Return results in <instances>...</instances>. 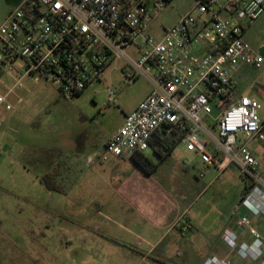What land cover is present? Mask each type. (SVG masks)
Here are the masks:
<instances>
[{"label":"built area","instance_id":"obj_1","mask_svg":"<svg viewBox=\"0 0 264 264\" xmlns=\"http://www.w3.org/2000/svg\"><path fill=\"white\" fill-rule=\"evenodd\" d=\"M172 0H23L0 26V112L25 81L45 82L66 98L79 96L121 60L125 81L144 77L150 91L125 117L98 156L132 159L155 136L179 137L198 159L199 178L234 167L247 185L242 213L223 240L237 258L264 264V121L259 102L240 95L234 77L258 70L263 58L244 34L264 14V0H194L190 11L154 34L155 19ZM114 104L116 91L108 89ZM188 224L182 226L187 233ZM203 264H233L209 257Z\"/></svg>","mask_w":264,"mask_h":264},{"label":"rangeland","instance_id":"obj_2","mask_svg":"<svg viewBox=\"0 0 264 264\" xmlns=\"http://www.w3.org/2000/svg\"><path fill=\"white\" fill-rule=\"evenodd\" d=\"M22 1L0 0V26ZM193 4L172 0L155 19L153 33L171 27ZM244 40L255 51L264 44V14ZM123 65L114 61L77 97L66 98L51 84L33 81L9 96L13 110L0 112V264H138L139 253L149 248L145 242L138 245L140 237L132 233L136 222L124 215L125 200L113 189L117 176L124 183L131 175L130 166L123 161L119 173H112L119 161L98 158L125 114L150 90L144 77L125 81ZM4 79L7 86L0 84V94L12 85ZM234 80L240 95L258 100L264 121V61L258 70L243 68ZM110 88L116 91L114 104L108 102ZM183 147L179 143L153 175L174 187L197 232L175 231L165 238L148 259L153 264H200L211 254L221 258L210 252L217 245L228 252L221 237L242 213L239 172L211 167L198 178L199 159ZM145 153L152 156L151 150ZM48 174H53L50 186L62 191L47 187ZM163 253L169 259L157 261Z\"/></svg>","mask_w":264,"mask_h":264},{"label":"crops","instance_id":"obj_3","mask_svg":"<svg viewBox=\"0 0 264 264\" xmlns=\"http://www.w3.org/2000/svg\"><path fill=\"white\" fill-rule=\"evenodd\" d=\"M249 69L254 70L251 68ZM148 93L149 92H147L142 97L139 103L145 98V96ZM138 104L134 106L129 112H127L124 117H126L129 113L135 110ZM150 150L152 152V156L151 157L149 156V158L156 162L158 159L154 154L153 147H151ZM183 151L185 153L191 154L194 157H196L193 153L187 152L184 147H183ZM172 153L170 154L169 157L172 156ZM145 154L146 153H144V155ZM129 161L130 162L127 161L124 162L127 163L126 166H130L127 167V169L129 168V170L127 171L129 172L131 170V175L129 177L126 176L124 183L123 181H120L119 179L120 177L117 176V178H115L116 183L113 185L114 186L113 189L115 190L114 193L120 199L125 200L126 207L123 209L124 215H126L128 219L133 218L134 221L136 222L134 224L136 226V228L134 226L136 232H132V233H134V235H136L137 237L138 236L140 237V241L138 245H140L142 242H145L149 246L147 250H143V252L139 253L141 260L138 264H142V263L153 264V262L151 260L149 261L148 259H151L153 257L152 255L153 252L157 250L159 246H161L165 238L169 236H175L176 234L175 231H180L181 233L182 226L187 223L190 224V229L187 233L197 232V227L196 224H193L191 219L186 218L184 216L185 211L182 212L181 210L180 198L178 194L174 192L173 190L174 187L169 185L166 186L158 177L153 175L155 172H157L161 164L158 166L155 172L147 173L137 164H135L132 159H130ZM121 164L124 163L119 162L118 165L114 167L116 168V170H113L112 173L115 172L119 173V170L117 169L121 168ZM172 179L173 178L171 177L170 181ZM167 180H169V178H167ZM184 217L186 218V221L182 222ZM254 223L258 227L257 230L262 235H264V221L256 218L253 219V224ZM234 225L235 224H233L230 229L234 228ZM221 238L222 241L224 242L223 235ZM210 253H217L221 256V259H228L233 264H248L245 261L239 260L235 255V253H232L229 250V248L227 252L224 249V247L222 248L221 245H217L216 247H214ZM163 254L165 255H161L162 257H158L156 258V260L164 262L165 260L169 259L166 253ZM209 257H217V256L211 254L210 256H207L205 259H203L200 262V264H203L204 261Z\"/></svg>","mask_w":264,"mask_h":264},{"label":"trees","instance_id":"obj_4","mask_svg":"<svg viewBox=\"0 0 264 264\" xmlns=\"http://www.w3.org/2000/svg\"><path fill=\"white\" fill-rule=\"evenodd\" d=\"M179 140H180L179 137L175 135H168L163 138L155 136L154 139L152 140L151 145L154 149V154L156 155L158 160L155 162L149 157L141 153H137L133 155L132 160L134 161L135 164H137L140 168H142L147 173L155 172L158 166L161 163H163L170 156L173 149L177 147V145L179 144ZM52 175L53 174L46 175L45 178L43 179V182L47 185L48 188L52 190H57L59 192L62 191L60 187L53 188L48 183ZM243 184H244V189L242 192L241 201L244 197L245 189H247V185L244 181H243Z\"/></svg>","mask_w":264,"mask_h":264},{"label":"water","instance_id":"obj_5","mask_svg":"<svg viewBox=\"0 0 264 264\" xmlns=\"http://www.w3.org/2000/svg\"><path fill=\"white\" fill-rule=\"evenodd\" d=\"M258 53L259 55L263 58L264 60V44H262L259 48H258Z\"/></svg>","mask_w":264,"mask_h":264}]
</instances>
